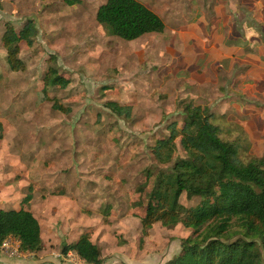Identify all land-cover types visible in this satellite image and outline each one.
<instances>
[{
	"label": "rangeland",
	"instance_id": "374dc122",
	"mask_svg": "<svg viewBox=\"0 0 264 264\" xmlns=\"http://www.w3.org/2000/svg\"><path fill=\"white\" fill-rule=\"evenodd\" d=\"M105 1L0 0V121L5 130L0 138V206L19 208L33 193L35 200L25 205L43 226L45 262L40 264H51L47 258L87 227L95 233L105 264H166L179 253L182 239L193 230L182 223L172 228L156 223L142 236V208L134 204L142 198L146 204L154 180H148V170L155 175L170 171L187 154L180 138L169 164L154 159L150 148L170 135L171 122L182 127L186 102L220 114V87L228 93L236 71L231 76L227 64L226 74H219L225 81L214 84L218 75L211 64L220 56L214 45L230 31L229 23L246 18L258 29L262 20L244 12L245 5L253 2L264 12V0H140L160 14L166 29L128 41L97 21ZM29 19L39 32L32 45L21 42L26 70L13 71L2 35L7 23L19 30ZM50 66L70 80L66 89L50 91L71 108L68 113L53 109L43 94ZM198 66L207 67L212 80L199 82L194 74ZM255 97L264 99L260 93ZM108 100L131 104V117L115 114L105 105ZM213 113L221 136L241 144L242 158L264 157V140L252 147L245 117L235 111ZM143 183L149 186L140 194ZM180 200L191 207L200 197L184 193ZM53 231H58L56 238ZM5 250L10 259L3 264L39 259L21 255L13 240ZM74 262L85 264L77 258Z\"/></svg>",
	"mask_w": 264,
	"mask_h": 264
},
{
	"label": "trees",
	"instance_id": "16d2710c",
	"mask_svg": "<svg viewBox=\"0 0 264 264\" xmlns=\"http://www.w3.org/2000/svg\"><path fill=\"white\" fill-rule=\"evenodd\" d=\"M66 2L75 5L80 0ZM96 19L110 34L128 41L166 29L163 18L140 0H106L98 7ZM38 32L32 19L19 30L11 23L6 24L2 43L13 71L26 70L20 45L23 41L32 45ZM69 83L58 67H49L42 91L53 102V109L71 111L58 98L50 96L52 88L66 89ZM105 105L117 115L131 117V104L108 100ZM183 112L182 127L178 128L176 121L171 122L170 135L157 139L150 148L154 159L169 164L175 160L176 140L180 138L187 156L177 159L170 171L162 170L156 175L147 171L148 180H154L146 194V204L143 198L134 204L135 208H142L139 215L142 236L156 223L169 228L182 223L193 230L182 239L179 253L166 264H264V157L242 158L241 144L221 136L222 128L212 121L208 108L186 102ZM4 132L0 121V138ZM148 186L141 184L138 193H144ZM184 193L189 198L200 197V202L191 207L184 205L180 200ZM32 199L29 193L23 203ZM10 237L19 241L21 252L37 254L43 249L41 223L23 206L9 209L0 206V249ZM62 250L77 253L87 264L104 262L90 230L77 241L63 243Z\"/></svg>",
	"mask_w": 264,
	"mask_h": 264
},
{
	"label": "crops",
	"instance_id": "0c3cea01",
	"mask_svg": "<svg viewBox=\"0 0 264 264\" xmlns=\"http://www.w3.org/2000/svg\"><path fill=\"white\" fill-rule=\"evenodd\" d=\"M252 3L253 2L249 3V8L245 5V7H243L242 9L247 14L252 12L254 14L255 19H257L258 21L262 20L261 22H259L261 24H259L258 29L256 27H253L252 23H247L246 18H243L244 21L243 19L240 20L241 24H238V22L229 23L230 31L227 32L225 36H222L221 40L219 41V44L214 45V49L216 50L215 53L220 54V56H215L214 62L211 64L213 69H216V74L218 75V77L216 76L217 78H215V80L213 79L214 84H218L219 82L221 83L225 81L224 78L220 79L219 77V74H226V72H223V70L229 69L231 72V76L233 72L236 71V76L233 75L231 78L228 93H224L225 91L223 87L219 86L220 96L217 97V99L219 100L218 108H221L222 111L219 115L214 114L213 112L211 113L216 116H224L227 114L229 115V112L235 111L237 114H241V116L245 117V130L249 133L251 132L249 140L251 141V145L253 147L255 142H257L259 139L264 140V99L262 100V98L255 97L257 93H260L264 97V12H262L261 10L262 6H258V4ZM155 12L158 13L157 11ZM210 49L211 46L207 48V50ZM225 59H227L228 61V63L226 64L224 62ZM208 62H210V60ZM227 64H229V66H227ZM220 67L222 68V70L220 69ZM257 67H259V69ZM197 68L198 69L194 71L196 72L194 74L196 76L195 78H197L199 82L212 80L208 76H206L207 67L205 68L198 66ZM235 68L238 69L235 70ZM257 86H259L258 89L261 90L258 91L256 89ZM257 100H259L260 102L256 103L255 101ZM230 109L231 111H229ZM34 200L35 199H32L28 203L30 204ZM25 204L26 203H24L22 206L33 212V210ZM86 230L91 231L92 240L94 241L93 236H95V233L92 232V229L90 227H87L84 230L82 229V232L79 234L78 238L72 240L71 242L77 241L81 234L84 233ZM57 236L58 231L56 233L55 231H53L52 237L56 238ZM12 240L15 243L16 251H19L21 255H32L39 257V259L37 258L33 264H40L45 262V259L42 258V255L44 254H41L44 249L43 226V249L40 252H38L37 254L21 252L19 250V241L14 237H10L7 240L8 242L6 241L3 247L0 249V264H3V261H7L10 259L8 257V254H6L7 252L5 250V247L6 244H9ZM71 242L67 243L70 244ZM102 257L104 258V256ZM75 258H77L80 263L87 264L85 260H83L77 253L73 251L64 253L63 250L58 253L55 252L54 256L47 258V261L51 264H76L74 262ZM103 264H105V261L103 262Z\"/></svg>",
	"mask_w": 264,
	"mask_h": 264
},
{
	"label": "built area",
	"instance_id": "2783aa9c",
	"mask_svg": "<svg viewBox=\"0 0 264 264\" xmlns=\"http://www.w3.org/2000/svg\"><path fill=\"white\" fill-rule=\"evenodd\" d=\"M8 242V241H7ZM8 244H6V246H7Z\"/></svg>",
	"mask_w": 264,
	"mask_h": 264
}]
</instances>
